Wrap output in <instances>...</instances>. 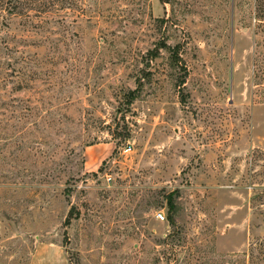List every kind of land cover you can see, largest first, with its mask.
Listing matches in <instances>:
<instances>
[{"label": "rangeland", "instance_id": "1", "mask_svg": "<svg viewBox=\"0 0 264 264\" xmlns=\"http://www.w3.org/2000/svg\"><path fill=\"white\" fill-rule=\"evenodd\" d=\"M255 4L0 0V264H264Z\"/></svg>", "mask_w": 264, "mask_h": 264}, {"label": "trees", "instance_id": "2", "mask_svg": "<svg viewBox=\"0 0 264 264\" xmlns=\"http://www.w3.org/2000/svg\"><path fill=\"white\" fill-rule=\"evenodd\" d=\"M255 8H257L258 9V7H260L263 3H264V1L263 0H255ZM260 10V9H259ZM184 82L182 81L181 82V85L183 84ZM72 209L69 211V213H68V216H67V218H66V220H65V225H67V224H69V221H70V216L72 215Z\"/></svg>", "mask_w": 264, "mask_h": 264}, {"label": "built area", "instance_id": "3", "mask_svg": "<svg viewBox=\"0 0 264 264\" xmlns=\"http://www.w3.org/2000/svg\"><path fill=\"white\" fill-rule=\"evenodd\" d=\"M155 218H156V220L161 221V222L165 220V216H164L163 212H161V211L156 212Z\"/></svg>", "mask_w": 264, "mask_h": 264}]
</instances>
